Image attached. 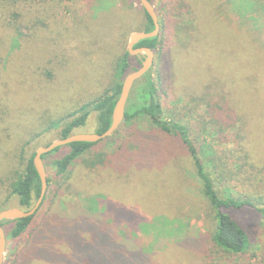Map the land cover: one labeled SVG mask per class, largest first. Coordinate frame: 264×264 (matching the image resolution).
Here are the masks:
<instances>
[{
	"label": "rangeland",
	"instance_id": "1",
	"mask_svg": "<svg viewBox=\"0 0 264 264\" xmlns=\"http://www.w3.org/2000/svg\"><path fill=\"white\" fill-rule=\"evenodd\" d=\"M151 1L158 17L162 46L153 52L151 67L162 119L187 127L197 157L219 196L259 189L264 185V97L255 102L257 109L255 106L254 111L246 109L247 96L254 95L253 89L249 84L239 88L236 74H252V70L240 69L244 63L253 64L251 52L264 59V0ZM19 6H25L19 28L15 32L3 31L2 36L8 35L11 46H16L19 36H26L37 21L41 32L28 39V46L23 43L24 50L37 52V63L53 74L59 72L53 67L66 59L69 51L73 57L88 61L98 50L94 49V38H101L98 41L108 47L106 38L115 21L131 11L128 24L119 26L122 29L113 37L116 44L104 54L110 65L114 57L127 49L131 33L141 30L145 23L139 0H40L35 6L27 2ZM240 46L249 51L242 64L240 59L236 60ZM132 64L138 67L134 60ZM86 75L84 78L90 79L91 72ZM260 83L263 84L261 80ZM107 85L106 82L97 89L86 84L65 93L61 90L60 98L56 91L57 99L42 103L23 116L21 132L10 133L8 137L0 133V211L20 208L10 192V183L24 165L20 157L27 158L38 147L59 139L61 126L51 123L92 100ZM236 97H245L241 102L251 113L249 116L235 103ZM248 117L254 121L251 130L246 127ZM95 118V112H90L85 125L75 133H95ZM29 138L32 141L21 152L22 144ZM96 143L86 157L102 153L106 155L104 163L88 165L87 161L89 169L80 165L69 179L66 174L57 176L52 164L68 148L49 153L43 159L46 178L50 180L46 199L29 230L19 238H10L7 226H2L6 241L1 264H60L32 257L28 252L40 247L43 249L38 255L51 256L50 247L58 251L54 254L66 255L65 243H57L63 240L59 238L66 228L70 230L75 221L79 224L80 219L76 218L82 209L89 216L99 217L107 204L145 218L140 221L144 226L141 232L132 234L133 230L127 229L123 220L115 224L113 214L102 213L106 215L104 223L119 240L123 241L127 235L144 252L175 240L171 247L167 243L163 246L164 264H264V216L253 208L228 211L247 234L248 246L243 253L228 254L211 242L214 212L204 196L193 159L177 136L148 120H136L131 125L121 123L117 133ZM212 156L219 162L217 172L209 163ZM86 178L92 182L86 185ZM87 228L94 234L101 230L105 240L102 228ZM106 248H100L104 251L99 256L108 263L112 255ZM89 252V255L95 252L96 258L99 251ZM171 252L172 255L168 254ZM123 254L121 251L113 255L117 264Z\"/></svg>",
	"mask_w": 264,
	"mask_h": 264
},
{
	"label": "trees",
	"instance_id": "2",
	"mask_svg": "<svg viewBox=\"0 0 264 264\" xmlns=\"http://www.w3.org/2000/svg\"><path fill=\"white\" fill-rule=\"evenodd\" d=\"M148 1L152 4L151 0ZM25 2L35 6L40 3V0H0V124L6 125L5 128L0 127V133L2 136L5 135V137H8L10 133L13 134L16 133V131L21 132V130H23L21 129L23 116H27L30 112L39 108L40 104L49 103L57 99L56 91L58 98H60L62 96L61 90L65 93L69 89L80 88L82 85L86 84L90 85L91 88L97 87L98 89V87L107 82L108 85L103 89L100 88L102 90L99 89V93L93 97L92 100L79 105L78 108L72 112L56 118L55 121L51 123L52 126H61L59 138H66L82 128L86 123L89 113L93 111L96 116L95 133H103L110 126L112 110L119 96L124 76L128 72L137 68L132 64L133 60L138 66H140L142 61L140 55L131 56L127 49H123L120 55L114 57V59L110 61V65L106 59H104V54H108L107 49H109V47H114L116 44V37L114 39L113 37L116 36V32L121 28L119 26L124 25V22L128 24L129 18L131 17V11L125 14L121 19L115 21V27L111 34L107 35L106 38V43L109 42L108 47L104 45L105 43H100L98 41V39L101 41V38H94V49L98 50L90 56L88 61L83 57L81 59L73 57L69 51L66 59L59 61L56 64V68L55 66L53 67L56 72L59 71L57 74H53L48 72L49 68L46 66L43 67L37 63V52H34L32 49H30V53L27 50H24L23 43L28 46V39H31L35 33L38 32L39 34L41 32V27L38 26L39 23L37 21L34 22L35 25L32 24L31 26L33 30L29 31L28 29V34L26 36H19L16 33L20 38V40L16 39L18 40L16 46H11L12 41L9 39L8 35L5 37L2 36L5 34L3 31H12V29H14L15 32V30L19 28V21L24 15L22 9L25 8V6L19 5L20 3ZM141 10L143 11L145 23L141 30L137 31L150 32L153 30L152 20L142 7ZM29 35L30 37L28 38ZM142 46L150 48L153 52L156 49H160L162 46L161 41L159 40V34L156 37L139 41L134 45V48ZM247 52L249 51H245L241 46L239 47V53H237L238 56H236V60L240 59V64L244 63L243 59L247 56ZM251 54L255 58L254 62L252 61L253 64L244 63L245 65H241L240 69L242 71L252 70V74H236V77L239 81V88L245 84H249L253 89L254 95L247 96L249 98V104L246 106V109L250 108L251 111H254V106L255 109L258 108L255 102L264 97L262 94L264 91V59L257 53L253 54L251 52ZM2 59L3 63H1ZM89 71L91 72L90 79L84 78L87 77L86 74ZM69 73H72V75L69 76ZM260 80L263 84L260 83ZM41 82L46 83L47 85H43ZM48 85L50 86L48 87ZM244 98L245 97L237 98L235 103L240 104L242 107L241 109L245 110L244 113L249 116L251 113L246 111L241 102ZM136 120H148L155 127L164 132L174 134L182 140L189 155L193 159L196 168V175L202 182L206 201L214 212L213 229L210 236L211 242L216 248L228 254L243 253L248 246L247 234L240 224L231 217L228 211L249 207L264 216V185L258 187L259 189H254L253 192H227V194L221 196L217 194L211 177L204 170L200 159L197 157L196 149L193 142L190 140L187 127L176 121L162 119V108L158 99L157 87L152 76L151 68L140 79L134 82L125 106L124 120L122 124L131 125ZM248 120L246 127L251 130L254 121L252 122L250 117H248ZM14 123H18V125L14 126ZM11 126L14 127L13 130L10 129ZM119 127L113 132V134L103 140H107L117 133ZM17 134L20 135V133ZM30 141H32V138L25 140L20 148L21 152L25 151L24 148L30 143ZM249 141L252 145L251 139ZM95 144L97 143L74 142L51 151L50 154L53 152L57 153L62 148H68V152L66 151L59 159L52 161L56 175L60 177L61 175L66 174L65 178L69 179L70 175H72L71 173L74 170H77L80 165H84V168L88 170L89 168L86 166L87 161L88 165H90V163L91 165L104 163L106 155L102 153L90 158L86 157ZM239 146L243 149L241 144H239ZM255 151L256 153L258 152V150ZM34 152L35 151L31 152L27 158L20 157L24 162L23 168L21 172L16 173L17 175L15 179L10 183L11 194L15 196L20 208L26 211L34 205L33 201L35 203L40 192V180L32 162ZM48 154L49 153L42 155V160L45 159ZM245 155L247 158L249 157L247 152ZM209 163L217 172L219 169V162L212 156ZM218 176L220 177L221 174L219 173ZM85 180L86 185L92 182L91 178H86ZM49 185L50 180L47 178V187H49ZM48 191L49 190H46L39 208L43 205ZM39 208L30 217L2 221L0 225L7 226L10 238L17 239L24 232L29 230ZM105 212L114 215L111 216V218H113L115 224L118 221L120 222V220H123L127 225V229L133 230L131 231L132 234H138L141 232V229L144 228V226L140 225V221L145 220V218L136 215L137 213H130L128 209L115 208L107 204L105 210L99 214V217L89 216V212L82 209L76 218L80 219L79 224L77 221L72 223L76 229L71 225L70 230L69 228H66V231L60 236L61 238L59 239L63 240H57L58 244L65 243L63 245L68 250V252L65 253L66 255H59L57 254V250H51L50 247L49 250L52 253L51 256L38 255L39 251L43 249L40 247L34 252L29 250L28 254L32 257L44 259L51 263L57 261L60 264H117L113 255L117 256V254L122 251L124 254L121 257L119 264H164V254L166 255V251H164L163 246L167 243V247H171V242L175 240L152 247V249L145 252L141 251L137 248L138 245L136 242L128 238L127 235L126 239L123 237V241L119 240L118 235L114 234L113 230L109 228V225L107 227V224L104 223L103 220L106 218V215H102V213ZM91 219L94 221H90ZM82 221L86 223L82 224ZM88 226L102 228L106 235L105 240L102 239L104 236H102L101 230H99L98 234H94L92 233L91 228H87ZM145 226L152 228V225L149 224H146ZM72 235L76 237V240L73 239ZM47 247L48 246H46V248ZM103 247H107L106 249H108L112 255L108 263H105L104 261L106 260H103L99 256V253L104 251L103 249H100ZM90 250L99 251L96 253V258L93 256L95 252L91 255L88 254L90 253ZM54 252L57 253L54 254ZM168 254L172 255V252ZM181 261H184V256Z\"/></svg>",
	"mask_w": 264,
	"mask_h": 264
},
{
	"label": "water",
	"instance_id": "3",
	"mask_svg": "<svg viewBox=\"0 0 264 264\" xmlns=\"http://www.w3.org/2000/svg\"><path fill=\"white\" fill-rule=\"evenodd\" d=\"M140 5L151 18L153 23V30L150 32L134 31L131 33L127 43V51L131 56L141 55L143 57L140 66L135 70L128 72L121 83L120 93L115 102L112 110L111 123L106 131L101 134L97 133H74L70 134L66 138H59L46 146L38 147L33 155L32 162L35 171L38 174L40 180V192L34 203L29 210H23L21 208H6L0 211V223L2 221L23 219L32 216L35 211L39 208L47 189V178L45 167L42 160V155L50 153L54 149L65 146L74 142H88L95 143L109 137L119 127L124 120L125 106L130 95L132 86L135 81L140 79L153 64V51L145 46L134 48V45L139 41L147 38L156 37L159 34V22L157 14L154 10L153 5L148 0H139ZM6 236L3 227L0 225V264L2 263L3 253L5 249Z\"/></svg>",
	"mask_w": 264,
	"mask_h": 264
},
{
	"label": "flooded vegetation",
	"instance_id": "4",
	"mask_svg": "<svg viewBox=\"0 0 264 264\" xmlns=\"http://www.w3.org/2000/svg\"><path fill=\"white\" fill-rule=\"evenodd\" d=\"M135 56H137V55H135ZM141 56V55H140Z\"/></svg>",
	"mask_w": 264,
	"mask_h": 264
}]
</instances>
